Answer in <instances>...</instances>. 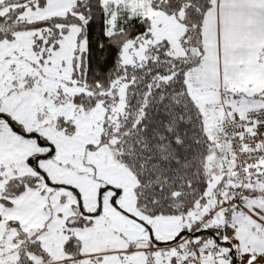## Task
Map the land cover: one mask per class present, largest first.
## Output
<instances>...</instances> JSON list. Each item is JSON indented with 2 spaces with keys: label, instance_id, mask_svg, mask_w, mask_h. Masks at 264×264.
Returning <instances> with one entry per match:
<instances>
[{
  "label": "snow or ice",
  "instance_id": "obj_1",
  "mask_svg": "<svg viewBox=\"0 0 264 264\" xmlns=\"http://www.w3.org/2000/svg\"><path fill=\"white\" fill-rule=\"evenodd\" d=\"M0 264H264V0H0Z\"/></svg>",
  "mask_w": 264,
  "mask_h": 264
}]
</instances>
